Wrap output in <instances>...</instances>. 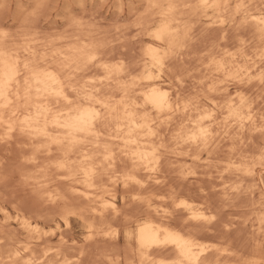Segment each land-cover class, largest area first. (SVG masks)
Here are the masks:
<instances>
[{"label":"bare ground","instance_id":"6f19581e","mask_svg":"<svg viewBox=\"0 0 264 264\" xmlns=\"http://www.w3.org/2000/svg\"><path fill=\"white\" fill-rule=\"evenodd\" d=\"M256 1L144 0L143 17L123 29L115 21L108 42L82 16L64 17L60 33L27 22L29 9L16 31L0 24V142L30 152L22 162L38 175L27 183L45 194L27 212H7L0 198V264H264V112L250 96L253 81L264 85ZM205 174L211 187L193 192ZM118 192L134 214L121 213ZM232 200L243 217L229 213L223 225ZM73 222L85 231L78 247L66 236ZM124 240L127 252L117 249Z\"/></svg>","mask_w":264,"mask_h":264},{"label":"rangeland","instance_id":"374dc122","mask_svg":"<svg viewBox=\"0 0 264 264\" xmlns=\"http://www.w3.org/2000/svg\"><path fill=\"white\" fill-rule=\"evenodd\" d=\"M0 1H2V2H0V3H2V5L0 4V24L2 25H4V28L5 29H9V32H12V31H16L17 29H18V27L20 26V23L23 21V20H25V15L23 14V11H24V9H29L28 11H27V13H32V12H35L34 13V15H35V17H34V15H32L31 17H29V18H27V22H29L31 25H32V21H33V25L34 26H38L44 33H50V31L52 32V33H54V31L56 32V33H60V32H62L64 29L63 28H65L66 27V25H67V20H69V18L71 17V16H82L83 18H84V21L86 22V23H88L89 25H91L92 27H94L95 29H97V30H99L100 32H104V34H109V35H105L106 36V38H107V42L108 41H111L112 39H114L116 36H114V33L118 30L117 28L120 26L122 29L123 28H126V27H128L131 23L132 24H134L135 22H137V18L138 17H143V15H144V13H145V4H144V0H50V2H49V0H48V2L49 3H47L46 5H45V8L42 10H34L33 9V7H32V5H30V7H29V4L27 5L26 3H28V0H17V3H16V5L14 4L15 2H16V0H6L5 2H4V0H0ZM7 1H9L8 3H7ZM260 0H257L255 3H253V5L256 7V8H253V5H250V7H252L253 8V10H255V9H257V10H255V12L253 11V10H251L250 9V14L251 15H255V16H260V17H264V6H261L260 4H262V5H264V2H262V1H260ZM65 2H67V3H65ZM76 3V5L80 8H78L75 4H73V3ZM84 2V3H83ZM257 2H259V4H257ZM22 3V4H21ZM62 3V4H61ZM64 3V4H63ZM85 4V5H83V4ZM68 4V5H67ZM123 4V5H122ZM58 5V6H57ZM65 5V6H64ZM257 5V6H256ZM5 6V7H4ZM25 6V7H24ZM27 6H28V8H27ZM57 6V7H56ZM64 6V7H63ZM67 6V7H66ZM122 8H121V7ZM261 6V7H260ZM19 7V8H18ZM32 7V9H30ZM115 7V8H114ZM134 7V8H133ZM136 7H138V8H136ZM249 7V8H250ZM259 9H258V8ZM61 8H63V10L61 9ZM82 8L84 9L83 10V12H84V14H83V12H82ZM119 8H120V10L122 9V11H119ZM132 8V11H129V9H131ZM263 8V9H262ZM46 9V10H45ZM69 9H72V10H69ZM86 9V10H85ZM128 9V10H127ZM76 10V11H75ZM80 10H81V12H80ZM133 10H135L134 12H135V14H133ZM136 10H137V13H136ZM140 11V13H139V11ZM258 10H260V12H258ZM262 10V11H261ZM31 11V12H30ZM39 11H41L40 13H39ZM73 13V12H75V14L73 13V14H71V12ZM144 11V12H143ZM252 11V12H251ZM36 12L38 13V14H40V16L38 15H36ZM70 12V13H69ZM119 12V13H118ZM121 12V13H120ZM129 12V14H127ZM130 12H131V14H130ZM64 13H66V14H64ZM86 13V14H85ZM68 14V15H67ZM136 14L137 15H140V16H136ZM22 15V16H21ZM84 15V16H83ZM90 16H93V17H90ZM64 17H67V20H66V18H64ZM136 17V18H135ZM23 18V19H22ZM33 18V19H32ZM34 18H36L37 20L35 21V19ZM91 18V19H90ZM85 19H90V21H86ZM135 19V20H134ZM139 19V18H138ZM19 20V21H18ZM20 20H21V22H20ZM66 20V21H65ZM101 20V21H100ZM140 20V19H139ZM116 21V22H115ZM95 22V23H94ZM112 22V23H111ZM116 24H119V23H121V25H115V23ZM118 22V23H117ZM126 22H130V23H128V25H127V23ZM126 23V24H125ZM64 24V25H63ZM66 24V25H65ZM0 25V26H1ZM108 25H109V28H110V32H107V31H109V28H108ZM112 25V26H111ZM103 27H105L104 28V30L106 29V28H108V29H106L107 31H103ZM116 27V29H114V28ZM119 27V28H120ZM253 28V27H252ZM251 28V26H250V28H249V31H248V34H250V35H248L249 37H253L254 38V35H255V33L253 32L254 31V29H252ZM7 29V30H8ZM253 30V31H252ZM46 31V32H45ZM254 33V34H253ZM201 34L202 33H200L199 34V36L198 37H200L201 36ZM109 39V40H108ZM111 39V40H110ZM130 44V43H129ZM131 47V45H127V47ZM129 47V48H130ZM128 49V48H127ZM252 53V52H251ZM250 53V55H253V54H251ZM189 69H193V67H189ZM185 70V69H184ZM188 70V69H187ZM186 71V70H185ZM191 72V71H190ZM190 72L189 71H186V73L185 72H181V74L183 75L182 77L184 78V77H186L187 79H188V75L190 74ZM193 72V71H192ZM191 72V73H192ZM184 73V74H183ZM188 73V74H187ZM254 73V72H253ZM185 78V79H186ZM186 79V80H187ZM252 83H254V84H252ZM251 84L253 85H250V87H252V89H250L251 91H250V96H251V99L255 102V103H259V107H262V112H264V91H263V86L264 85H258L257 84V87H256V82H252ZM254 86H255V88L256 89H254ZM259 86V87H258ZM260 89V92H261V94H260V92L258 91ZM252 90H256L257 92H259V93H257L256 91H253L252 92ZM263 95V96H262ZM253 96H255V97H253ZM257 97V100L255 99ZM262 100H263V102H262ZM258 137H255V141H257V142H260L261 141V137H259V139H257ZM253 140V139H252ZM259 140V141H258ZM15 143V141L14 142H12L10 145L11 146H9V145H6V144H3V143H1L0 142V164L2 165V168H0L1 169V174H0V179L1 178H3V179H1L0 180V198H2L3 199V207H4V209L7 211V212H9V213H12V211H13V209L15 208L14 206H16V204H17V206H19V208H23L24 210L23 211H31V206H32V209H37V208H41L40 206L41 205H39V203L41 204V201H42V197H44L45 196V194L42 196H39L40 195V193L39 192H37V193H35L36 191H34V193L37 195V197L38 198H40V199H38L37 197H36V195L34 196V194L32 193L33 192V187H35V185H32V184H30L29 185V183H27L28 181H27V177L29 176V172L31 171V170H34V171H32L31 172V174L33 173H37V169H32L31 168V166L29 165L28 166V164L26 165V164H24V162H22V160L24 161V159H26V158H24L23 156H25L24 154H26V157L27 156H29V151H28V153H27V151H22V150H20L22 147H24V146H22V145H19L20 143H16V145L14 144ZM12 144H14V146H16V147H12ZM5 145V146H4ZM12 149V148H15V150L14 149H12V150H10V148ZM21 147V148H20ZM18 148H20V149H18ZM17 151V152H16ZM18 151H20V152H18ZM5 152V154H3V153ZM9 152V153H8ZM22 152V153H21ZM24 152V153H23ZM17 154L18 156H15V155ZM19 154H20V156H19ZM14 155V156H13ZM22 155V156H21ZM15 157V158H14ZM16 157L18 158V159H16ZM20 157H21V162H20ZM22 157H23V159H22ZM12 159V160H11ZM18 160V161H17ZM2 161V162H1ZM9 161V162H8ZM23 163V164H22ZM47 163V162H46ZM1 165H0V167H1ZM22 165L24 166V167H22ZM196 166L198 165V164H195ZM28 166V167H27ZM21 169H20V168ZM26 167V168H25ZM30 169L29 171L27 170V169ZM194 168L196 169V167L194 166ZM200 167H198L197 169H199ZM202 168V167H201ZM200 168V169H201ZM204 168V167H203ZM199 169V170H200ZM204 169H206V170H201V171H199L198 170V172L200 173V174H202V172L204 171H208L209 172V170H207V168H204ZM18 172H17V171ZM17 172V173H16ZM197 172V171H196ZM197 172V174H199ZM28 173V174H27ZM205 173H207V172H205ZM5 174H7V175H5ZM18 174H20L19 176H18ZM33 174H32V176H33ZM36 175H38V174H36ZM22 176V177H21ZM191 176V177H190ZM194 175H189L188 176V179L189 180H195V178L193 177ZM199 176V177H198ZM207 174H205V175H203L202 177H204V181L202 182L201 180H203V179H201L200 177H201V175H196L195 177H197L198 178V182H197V184H196V186L194 185L193 186V192H198V189H199V191H200V189H208L209 187H211L210 185H211V180L209 179H207ZM6 177V178H5ZM19 177V178H18ZM206 178V179H205ZM5 179H7V180H5ZM201 179V180H200ZM5 180V181H4ZM19 180V181H18ZM210 181V182H209ZM30 182V181H29ZM200 182V183H199ZM207 182V184L209 183V186L207 187V185H204L205 183ZM4 185H2V184ZM193 183H194V181H193ZM203 183V184H202ZM27 184L29 185V186H31V187H28L27 186ZM197 185H198V187H197ZM205 187H204V186ZM33 186V187H32ZM3 187V188H2ZM199 187H201V188H199ZM30 188L32 189V190H30ZM2 189V190H1ZM4 189V190H3ZM35 189V188H34ZM48 191V189L46 188L45 189V191ZM39 191H41L40 189H39ZM43 191V190H42ZM5 193V195H3L2 196V194L3 193ZM7 192V193H6ZM10 193V194H9ZM25 193V194H24ZM43 193V192H42ZM41 193V194H42ZM105 193V194H104ZM104 193H102L101 194V198H102V200L103 201H105V200H110V199H113L112 197H111V194L109 193V192H104ZM191 193V192H190ZM7 194H9V195H7ZM118 194H121V192H118ZM118 194H116L115 195V197H114V201H115V204H116V206L120 209L121 207H124V209L123 208H121L120 209V211L121 210H123L124 212V214H128V215H131L132 213L134 214V208H136V210H137V206L135 205H133V203H131L130 202V200H129V197L128 196H130L129 194L128 195H126V194H121L120 196L118 195ZM191 194H194V193H191ZM123 195V196H122ZM23 196H24V198H23ZM125 196V197H124ZM6 197H8V198H6ZM34 197H36V198H34ZM123 197V198H122ZM219 197H221V196H219ZM218 197V198H219ZM11 198V199H10ZM18 198V199H17ZM22 198V199H21ZM106 198V199H105ZM107 198H109V199H107ZM119 198V199H118ZM126 200H125V199ZM27 200V201H26ZM35 200H38V203H36V201ZM74 200H76V199H74ZM123 200V201H122ZM187 202L189 201L190 203L191 202H193V204L191 203V206L195 209V210H198L199 208H200V210L202 211V210H204L203 208H202V205L200 204L201 202L199 201V200H194V198L192 199L191 198V201H190V198H186L185 199ZM7 201V202H6ZM20 201V202H19ZM40 201V202H39ZM78 201V200H77ZM77 201H74L73 202V204H74V206L75 207H80V203H79V201L77 202ZM126 201V202H125ZM159 201V200H158ZM6 202V203H5ZM77 202V203H76ZM221 202V201H220ZM223 202V201H222ZM228 201H226V205H225V201H224V203L222 204V207H223V205H225L224 207H223V211L224 212H222V213H226L225 214V216H224V220L220 217V219H222V223H223V225L224 224H226V223H224V221L225 222H229L230 220H232V221H234V219H237V218H235L233 215H239L240 217H239V219L241 218V217H243L241 214H239V213H237L236 211H235V208L233 207V204L234 203H236V202H234L233 200H232V202L233 203H231V201L230 202H228ZM13 203V204H12ZM79 203V204H78ZM129 203V204H128ZM19 204V205H18ZM37 204V205H36ZM128 204V205H127ZM131 204V205H130ZM196 204V205H195ZM199 204V205H198ZM1 205V206H2ZM79 205V206H78ZM119 205V206H118ZM124 205H127V207L126 206H124ZM195 205V206H194ZM201 205V206H200ZM7 206V207H6ZM16 206V207H17ZM132 206H134L133 207V212L131 211V209H132ZM11 207V208H10ZM12 207H14V208H12ZM73 207V206H72ZM75 207H73V208H75ZM129 207L131 208V209H129ZM234 208V210H233V208ZM10 210H9V209ZM27 208V209H26ZM30 208V209H29ZM198 208V209H197ZM127 209V210H126ZM128 209H129V212L128 213H126L127 211H128ZM232 209V210H231ZM126 211V212H125ZM131 211V212H130ZM205 211V210H204ZM204 211H202L203 213H204ZM209 211H206V215H208V217H210V215L211 216H217V214L215 213V212H213L214 213V215H212L211 213H208ZM121 213H122V211H121ZM222 213H220V216L222 215ZM229 213H236V214H232V216H233V218H232V216L230 217V214ZM229 214V215H228ZM226 215H227V217H226ZM228 217H229V219L230 220H228ZM237 217V216H236ZM0 218H2L3 219V213L1 214L0 213ZM217 218H218V216H217ZM215 219H216V217H215ZM242 219V218H241ZM221 221V220H220ZM236 221V220H235ZM227 222V223H228ZM76 223L77 222H73L72 223V226H71V228H70V232L72 233H70L69 231L67 232V234H66V236H67V239H69L71 242H74L73 244H75L77 247L78 246H80V245H82L83 243V240H84V237H85V231H84V228L79 224V223H77V225H76ZM230 223V222H229ZM80 225V226H79ZM77 226H79V227H77ZM9 229H13V227H10ZM83 229V230H82ZM242 232L240 233V234H244L245 232L243 231V230H241ZM84 233V234H83ZM69 234H71V235H69ZM82 234V235H81ZM69 235V236H68ZM81 236H82V238H81ZM73 237V238H72ZM201 237H202V239H201ZM200 238H198L200 241H202V240H205V241H202V242H205V243H203L204 245H207V246H214V244L216 245V244H218L217 242H219L220 243V241L219 240H216V239H213V238H209V237H205V236H201ZM83 239V240H82ZM74 240V241H73ZM198 240V241H199ZM215 240V241H214ZM82 241V242H81ZM199 241V242H200ZM125 242H127L126 240H124V241H121V243H120V245H119V247L117 248V249H122L123 247L125 248V247H127V248H129L128 247V243H127V245H125L126 243ZM77 243V244H76ZM80 243V244H79ZM201 243V242H200ZM125 245V246H124ZM219 245V244H218ZM99 246V249H100V251L102 250L103 251V248H104V250H106V248L108 249V246L106 245V244H104V243H101V244H99L98 245ZM123 248V250H125V249H127V248H125L124 249ZM98 249V248H97ZM96 249V250H97ZM100 251H99V253H100ZM126 251V250H125ZM125 251H122L121 250V253L122 252H124L125 253ZM128 251V250H127ZM126 251V252H127ZM94 252H95V250H94ZM98 252V251H97ZM98 253V254H99ZM124 253H122V254H124ZM95 254H96V252H95ZM127 254V253H126ZM125 254V255H126Z\"/></svg>","mask_w":264,"mask_h":264}]
</instances>
